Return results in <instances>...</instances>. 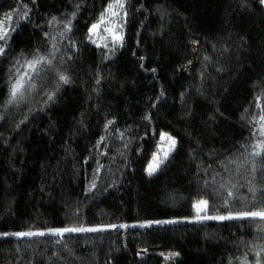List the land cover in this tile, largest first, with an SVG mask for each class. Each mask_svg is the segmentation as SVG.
Listing matches in <instances>:
<instances>
[{"label": "trees", "instance_id": "trees-1", "mask_svg": "<svg viewBox=\"0 0 264 264\" xmlns=\"http://www.w3.org/2000/svg\"><path fill=\"white\" fill-rule=\"evenodd\" d=\"M114 1L0 0V231L126 225L1 238L0 264H162L141 251L167 243L264 264V218L186 220L264 211V0H124L107 50L91 28ZM165 218L184 221L143 225Z\"/></svg>", "mask_w": 264, "mask_h": 264}, {"label": "rangeland", "instance_id": "rangeland-1", "mask_svg": "<svg viewBox=\"0 0 264 264\" xmlns=\"http://www.w3.org/2000/svg\"><path fill=\"white\" fill-rule=\"evenodd\" d=\"M122 4V7L120 6ZM120 4L117 3L115 0L111 6L107 9L105 15L102 17L103 22L101 20L95 24L98 27L93 30L91 28V39L92 41L107 50H110L117 45L120 44L123 36L122 31V20L124 19V0H120ZM111 7V11H110ZM116 13L113 15L112 13ZM3 51V47L0 45V54ZM39 66L36 61L29 62L27 64L26 69L22 72V74L18 77L17 81L14 83L12 88V97H16L18 94L22 92V88L29 80L31 76H33L35 69ZM194 62L187 64L182 67V71L185 75L191 74L193 72ZM17 85L19 87L17 88ZM167 136H163V139L166 140ZM172 144V140H169L168 143L163 141L159 152L155 154V157L152 159L151 163L148 166V169L152 170L155 166H157L158 159L162 156H167L169 148ZM150 170V171H151ZM204 202V203H202ZM207 206L208 203L206 200H200L196 204V213L192 218L186 220H202V219H215V220H226L236 217L242 216H251L245 215L250 214V212L238 213V214H222V215H211L210 217L207 214ZM264 212V211H258ZM223 217V219H221ZM184 221L183 219H172V218H165L161 220H151L143 223V225H156V224H163V223H176ZM140 225V224H139ZM121 223H114V224H76L71 226H64V227H49V228H37V229H27V230H11V231H0V239L1 238H8V237H42L48 235H57L54 234L55 230L65 229V228H76V229H86L85 231H76V232H64L62 235L67 233H81V232H95V231H102L108 230L116 227H124ZM87 229H95L94 231H88ZM19 233H33V235H17ZM36 233H44L43 235H37ZM144 255H151L156 254L162 257V264H176V260L179 257V252L174 248L171 243L161 244L150 249H145L141 251ZM178 254V255H177Z\"/></svg>", "mask_w": 264, "mask_h": 264}, {"label": "snow or ice", "instance_id": "snow-or-ice-1", "mask_svg": "<svg viewBox=\"0 0 264 264\" xmlns=\"http://www.w3.org/2000/svg\"><path fill=\"white\" fill-rule=\"evenodd\" d=\"M117 3L120 4V0H117ZM120 6L122 7V4H120ZM110 11H111V7H110ZM112 14L115 15L116 13L113 12ZM101 22H103V18L101 19ZM97 27H98V25H93V30H95ZM0 30H2V23H0ZM0 38H2V37H0ZM18 87H19V85H17V88ZM173 143H175V141H173ZM202 203H204V202H202ZM245 215H251L253 217L259 216L261 218H264V212H252L250 214H245ZM221 219H223V217H221ZM85 230L86 229L65 228V229L55 230L54 234L62 235L64 232H76V231H85ZM87 230L88 231H94L95 229H87ZM36 234L37 235H43L44 233H36ZM17 235H33V233H19Z\"/></svg>", "mask_w": 264, "mask_h": 264}]
</instances>
